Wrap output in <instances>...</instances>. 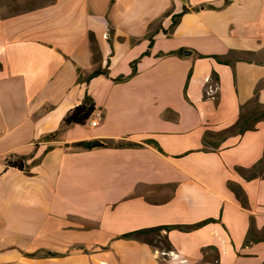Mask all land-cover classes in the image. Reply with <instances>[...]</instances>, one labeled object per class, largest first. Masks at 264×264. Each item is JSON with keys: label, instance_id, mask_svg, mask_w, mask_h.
<instances>
[{"label": "crops", "instance_id": "0c3cea01", "mask_svg": "<svg viewBox=\"0 0 264 264\" xmlns=\"http://www.w3.org/2000/svg\"><path fill=\"white\" fill-rule=\"evenodd\" d=\"M128 1L120 8L122 0H45L0 16V264H264V179L245 180L235 170L263 158L264 119L219 150L202 151L205 131L232 126L264 79V64L212 58L262 50L264 0L225 7L224 0H166L153 21L146 18L153 0ZM183 7L191 10L171 27ZM127 19L159 22L166 34H155L150 49L148 40L136 52L129 43L117 70L110 28L117 32ZM135 60L134 76L112 81L128 76ZM106 66L109 78L82 82ZM212 73L219 81L210 98L204 91ZM86 93L100 124L45 141ZM92 140L141 146L70 147ZM21 156L24 170L6 167ZM230 183L242 189L247 208ZM207 219L214 222L189 232L162 230L167 252L120 238ZM250 229L259 240L244 245Z\"/></svg>", "mask_w": 264, "mask_h": 264}, {"label": "trees", "instance_id": "16d2710c", "mask_svg": "<svg viewBox=\"0 0 264 264\" xmlns=\"http://www.w3.org/2000/svg\"><path fill=\"white\" fill-rule=\"evenodd\" d=\"M28 1H30L31 4H35V3H37V1H40L39 4H42L44 2V0H28ZM229 2H230V0H224L222 7L227 6L229 4ZM34 7L35 6L31 5V6H29V8H27V7L23 8L24 10H21V11H26V10L32 9ZM200 8H202V9H215V7H213L212 5H203ZM190 10L191 9L183 7L181 12L173 15L171 17V19H172L171 27L175 26L178 23V21L180 20V18L184 14L188 13ZM192 10L196 11V10H198V8H193ZM169 14H170V12L165 13L163 17H167ZM160 31H162L163 33L166 34V31L161 29L160 23L156 22V24L154 25V27L152 28L150 33L146 36V38L149 42L148 49H150L153 45V37L155 36V34H157ZM148 54H149L148 51L143 53V55H148ZM168 55H182V50L169 52ZM201 57H205V56H201ZM212 58H214L220 62L226 63V64H232V63L238 62V61H244L247 63H254V64H264V54L262 53V50H259V51H240V52L239 51H230L229 55L227 56V58L225 60H220L218 58V56H213ZM137 61L138 60H135L130 64L131 73L128 76L120 75V76L112 79V81L124 82V81L130 79L132 76H134L136 74V66L135 65H136ZM99 76L109 78L107 66L104 68L96 67L91 73H89L85 77V79L83 81L80 77H79L78 81H80V82L82 81V82L88 84L90 80H92L93 78L99 77ZM190 76H191V72H189V74H188L187 82L190 79ZM210 79H211V82H209V84H207L206 87L210 86V85H216L217 86L219 80H218V76L215 73L211 74ZM262 88H264V79H262L261 81L258 82V84L256 85V87L253 91L252 97L246 103H244L243 105L240 106L238 119L232 126L226 128L222 131H219V132L205 131L203 138H202V143H203L202 151H204V152L217 151L220 149L221 145L223 144V142L227 138L232 137V136L243 135L247 131L255 130L256 124L264 119V104L260 103V101H259V92ZM184 96L187 99V97H186V86L184 89ZM204 96L205 97L207 96L206 91H204ZM213 97H215V94L213 95ZM94 110H95V105H94L93 99L86 93L82 102L79 105L75 106L73 109H71L66 114V116L63 118L60 129L54 133H51V134L45 136L44 140L45 141H51V140L55 139L60 133H62L64 130L68 129L69 127L84 126L86 124V122L89 120V118L91 117ZM144 143L153 144L160 151V148L158 147V145L155 142H153L151 140H146V141H144ZM107 144L109 147H115V148L124 147V146H130V147L141 146L139 144H133V143H129V142L115 143L114 141H107ZM70 147L90 149V144H89V142H77V143L71 144ZM47 150H49V148H47ZM47 150L45 152H47ZM26 159H27V156H21V157H18L13 162L7 161L6 167L22 171V170H24V166H23L22 162L25 161ZM39 161H40V159H38L36 161V163ZM235 170L245 180H253L256 178L264 179V156L250 169L236 168ZM228 187L234 193V195L236 196V199H238V201L240 202L242 207L247 208L246 198L244 196L242 189L239 186L232 184V183H230L228 185ZM210 222H214V220L213 219H207V220H204L200 223H196L193 225L159 226V227H154V228L141 229V230H136V231L121 235L120 238L126 239V240H141L142 242L148 244L149 246H151L153 248H160V249L164 250L163 252H167L168 250L171 249V246L168 242L167 237L161 235L162 230H165L166 232H168L172 229H177L180 231L189 232V231L195 230L199 227H202V226H204ZM251 233H252V231L250 229V231L248 232V236L246 237V239L244 241V245H248L252 242H256L259 240V239H255Z\"/></svg>", "mask_w": 264, "mask_h": 264}, {"label": "rangeland", "instance_id": "374dc122", "mask_svg": "<svg viewBox=\"0 0 264 264\" xmlns=\"http://www.w3.org/2000/svg\"><path fill=\"white\" fill-rule=\"evenodd\" d=\"M166 0H153L152 5L148 8V16L146 18H150L152 21L159 17L161 15L162 8L164 7V2ZM40 1H37L35 4H31L30 1L28 0H0V16L5 15V14H11V13H16L20 12L21 10H24L23 8H29V6L33 5L36 6L39 4ZM45 2V0H44ZM123 4L120 5V8H129V1L128 0H122ZM5 5V8L2 6ZM163 5V6H162ZM126 8V9H127ZM135 12L141 11L144 13V8L142 9L141 6L136 5ZM160 11V12H159ZM159 12V13H158ZM150 21V22H152ZM149 22V23H150ZM147 23L145 24L144 22H130L129 19L126 20L125 23L120 27L121 29L118 30L117 32L110 28L112 30L113 34V39L116 43H118V69L117 70H122L124 67V59L122 60L121 56H125L126 52L124 49L127 48V45L129 43L134 44V52L137 50H140L142 48V44L144 41H147L146 36L150 33L156 22L154 23ZM114 28V27H113ZM122 50V51H121ZM262 53L264 54V44L262 47ZM85 129H90V126L88 123L85 125ZM161 254V252H160ZM162 256L160 255V258Z\"/></svg>", "mask_w": 264, "mask_h": 264}, {"label": "built area", "instance_id": "2783aa9c", "mask_svg": "<svg viewBox=\"0 0 264 264\" xmlns=\"http://www.w3.org/2000/svg\"><path fill=\"white\" fill-rule=\"evenodd\" d=\"M209 82H211V79L207 80V84H209ZM217 90V86L216 85H210L206 87V95L210 98H213V95L215 94ZM102 113L100 111H95L92 113L91 117L89 118V120L86 122L88 123V125L90 127H95L98 126L102 120Z\"/></svg>", "mask_w": 264, "mask_h": 264}, {"label": "water", "instance_id": "95a60500", "mask_svg": "<svg viewBox=\"0 0 264 264\" xmlns=\"http://www.w3.org/2000/svg\"><path fill=\"white\" fill-rule=\"evenodd\" d=\"M185 54H189L188 52H185ZM108 146V144L107 143H105L104 141H100V140H92V141H90V147L92 148V149H94V148H104V147H107Z\"/></svg>", "mask_w": 264, "mask_h": 264}]
</instances>
